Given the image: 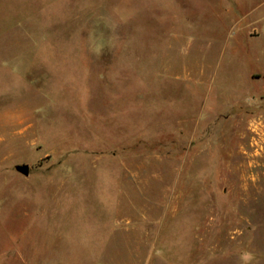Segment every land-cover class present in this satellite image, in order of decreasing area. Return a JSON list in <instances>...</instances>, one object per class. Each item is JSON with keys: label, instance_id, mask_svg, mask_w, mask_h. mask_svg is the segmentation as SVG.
<instances>
[{"label": "rangeland", "instance_id": "rangeland-1", "mask_svg": "<svg viewBox=\"0 0 264 264\" xmlns=\"http://www.w3.org/2000/svg\"><path fill=\"white\" fill-rule=\"evenodd\" d=\"M24 260L264 264V0H0V264Z\"/></svg>", "mask_w": 264, "mask_h": 264}, {"label": "water", "instance_id": "water-1", "mask_svg": "<svg viewBox=\"0 0 264 264\" xmlns=\"http://www.w3.org/2000/svg\"><path fill=\"white\" fill-rule=\"evenodd\" d=\"M16 170L27 177L31 174V168L28 165L17 166Z\"/></svg>", "mask_w": 264, "mask_h": 264}, {"label": "crops", "instance_id": "crops-1", "mask_svg": "<svg viewBox=\"0 0 264 264\" xmlns=\"http://www.w3.org/2000/svg\"><path fill=\"white\" fill-rule=\"evenodd\" d=\"M260 20V19H259ZM31 262H29V261H25L24 260V264H30Z\"/></svg>", "mask_w": 264, "mask_h": 264}]
</instances>
